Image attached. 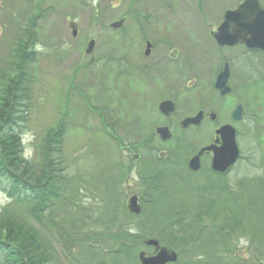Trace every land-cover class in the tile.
<instances>
[{"label": "rangeland", "instance_id": "374dc122", "mask_svg": "<svg viewBox=\"0 0 264 264\" xmlns=\"http://www.w3.org/2000/svg\"><path fill=\"white\" fill-rule=\"evenodd\" d=\"M134 2L128 0L125 5L133 6L130 8L133 10H143ZM105 4L108 3H98V0L88 3L83 0H0V78L2 70L10 65L14 43L23 35L29 20L34 21L35 28L30 32L36 37L35 61L30 66L33 74L30 84L31 107L28 120L22 128V139L25 156L33 163L36 174L40 172L44 160L41 146L48 132L64 127L63 164L66 167L65 174L71 180L68 181L69 188L62 192L61 202L57 203L62 212L68 213V219L72 218L77 224L78 237L68 240L61 233L59 236V232L46 220L39 223L32 218V222L40 227L51 243L55 264H79L77 257L83 247H97V241L109 240L108 236L115 233L114 227L107 230L111 216L124 225L122 228L134 224L131 228L137 233L140 231L138 225L143 226L154 215L153 212L163 208L153 204L158 198L167 204L165 208L172 205L176 210H183L187 216L184 224L191 225V229L206 225L209 229L203 231V240L205 237L214 238L213 241L221 239L224 235H213V226L232 224L236 219H242L246 229L251 227L252 234L256 236V239H252V259L249 256L246 258V250L240 254L232 252L231 256L220 260L216 254H199L201 247H197L196 239H191L190 234L185 232L188 229L180 231L178 224H175L169 230L170 234H164L163 231L155 237L181 252L178 264H214L216 261V264H264V57L252 55V70L246 61H249V57L241 55V59L233 64V72L247 78L232 76L230 84L234 91L222 98L214 88L215 71L221 61L215 50L216 45L207 37L208 31L192 36L184 30L190 22L188 19L181 21L185 22L181 31L175 25L180 20L157 19L159 23L152 27H156L154 31L158 32L162 44L158 56L163 61L159 67L161 71L156 76L159 92L138 96L135 83L123 81L122 77L115 75L120 72L118 63L123 57L130 59L135 68L141 64L143 48L133 16L129 15L127 24L131 33L128 41L121 40L117 32L106 35L102 31L94 48L99 61L92 63L91 55L86 53L89 41L95 38L101 25H108L127 10L121 3H114L107 10ZM96 6L105 9L100 14L102 18L105 15L103 20L98 14V21L94 20L92 12ZM144 9L150 12L156 10V14L157 11L168 10L154 1L145 4ZM68 20L75 21L78 31L76 37L72 34ZM169 40L175 46L172 51L163 47L164 42ZM238 50L242 52L243 48ZM106 56L109 59L103 64L100 59ZM168 61L170 68L164 65ZM166 86L169 87L166 89ZM168 96L176 97L178 106L174 114L166 119L159 113L157 105ZM237 104H242L245 110L244 119L233 123L242 136L238 140L243 151L241 161L232 174L223 179L211 175L208 168L189 176L183 161L197 147L212 139L216 125L232 123L231 113ZM200 109L212 110L217 114L215 126L205 119L199 127L183 129L181 120L195 115ZM164 124H170L173 132V138L168 142H162L155 134L156 127ZM114 138L124 142L154 139L158 148L169 150V157L148 161L147 151L140 148L145 161L134 168H127L124 164L127 162L126 155ZM180 141L184 142V146H179L183 143ZM179 148L180 153L176 154L174 150ZM172 159L179 163V167L175 168L176 176L159 181L168 186L170 196L164 192L157 198L148 190L145 195L144 186L136 187L133 180L138 172L145 176L156 169L171 171V167L163 163ZM1 179L0 212L13 200L5 189L7 179ZM226 185L231 188L226 190ZM208 186L210 193L204 190ZM139 192L146 206L141 215L134 217L126 204L128 194ZM230 192L238 196L237 202L245 204L236 205V201L230 198ZM108 196L112 198L108 199ZM67 199H72V203ZM11 206L17 211L20 208ZM205 208L218 210V217L212 220L209 218L212 213H208L202 221L191 218L194 213L205 214L208 210ZM45 224L46 230L43 228ZM232 226L226 228L232 230ZM81 241L87 244L82 245ZM241 244L243 247L246 244L243 239ZM142 247L131 248L134 264L138 263ZM255 247H259L262 252L259 260L255 259Z\"/></svg>", "mask_w": 264, "mask_h": 264}, {"label": "trees", "instance_id": "16d2710c", "mask_svg": "<svg viewBox=\"0 0 264 264\" xmlns=\"http://www.w3.org/2000/svg\"><path fill=\"white\" fill-rule=\"evenodd\" d=\"M33 22L29 20L23 35L14 43L10 65L2 70L0 78V184L3 185L1 177L7 179L5 189L9 197L13 199L12 203L7 204L0 212V264H55L51 243L40 227L32 222V218L39 223L46 220L59 232V236L61 233L66 239L76 240L79 234L77 224L72 218L68 219V213L62 212L57 203L61 200L63 190L69 188L68 181L71 180L65 174L66 167L63 164L64 127L48 132L43 141L41 148L44 160L38 174L35 173L31 160L25 156L22 128L28 120L31 107L30 84L33 81V74L30 72V66L35 61L36 54V37L31 34V29L35 28ZM150 180V185L154 186V189L152 187L148 189H152L158 198L161 185L157 181ZM109 198L112 197L108 196ZM68 202L72 203V199ZM153 204L163 208L153 212L154 215L143 226L138 225L140 231L137 233L131 228L134 224L130 223L131 226L125 225L127 227L122 228L124 225H120L112 216L109 217L107 230L115 228V233L110 235L111 237L127 235L134 238H114L97 241L99 244L97 247L93 245L85 247L87 249L83 247L81 254L77 257L78 263L134 264L130 255L131 248L134 249V246L143 239L155 237L157 233L163 231L164 234H170L169 230L175 224H178L180 231L188 229L185 232L191 237L202 235L204 229L208 228L206 225H200L196 230L191 229V225L184 224L187 216L183 210H176L172 208L173 206L165 208L167 204H163L159 198ZM11 205H17L20 208L16 207L19 209L17 211ZM208 213H212L209 218L218 217L217 210H207L202 215L201 212L198 215L194 213L191 218L202 221ZM43 228L46 230L47 224ZM243 228L244 226L241 225V229ZM212 229L215 230L213 234H219L222 230L220 225L213 226ZM191 232L196 235L192 236ZM252 237L256 238L254 234ZM81 244L84 245L87 242L81 241ZM254 253L255 259L259 260L262 254L260 248L255 247Z\"/></svg>", "mask_w": 264, "mask_h": 264}, {"label": "flooded vegetation", "instance_id": "af4514ba", "mask_svg": "<svg viewBox=\"0 0 264 264\" xmlns=\"http://www.w3.org/2000/svg\"><path fill=\"white\" fill-rule=\"evenodd\" d=\"M83 1L88 3L92 0H83ZM127 1L128 0H98V3L107 2L108 4H105L104 7L108 10V8L110 7L112 8L114 6V3L115 4L121 3L125 5ZM133 1H135L134 3L138 5L140 8H142L143 10H138L137 8H136L137 10H133V9H130L133 6L125 5V7L127 8L126 12L118 19L107 23L108 25H105V26L101 25V29L98 31V33H95L96 35L95 40L97 42L98 35H100V33L103 31L106 35L107 34L112 35L114 32H117L121 40L124 39L125 41H128L131 33H130V28L129 26H127V24L130 19L129 15L133 16V21L137 24V27H138L137 30L139 32L138 34L140 36L142 48H143V52L141 53V57H142L140 61L141 64L139 63L140 66L138 68H135L132 66L130 59L123 57L118 63V65L120 66V72H117V74L115 75H117L118 77L119 76L122 77L123 81H130V82L135 83L139 91L138 96L153 95V93L156 94L159 92V90L157 89L156 76H157V73L161 71L159 67L161 66V63L163 61V60L161 61L160 56H158V53L160 52L159 48H160V45L162 44H161V39H158L159 38L158 32L154 31L156 27H152L154 24L159 23L157 19H162L163 21L165 19H169V20L174 19L175 21L180 20V21L175 22V25L177 26L178 31L183 30L182 25L185 22L183 23L181 21L188 19L190 22L188 24L187 29H184V30H186L185 33H189L192 36L195 34H199V33L203 34L205 31H208L207 37L209 36L212 42L216 45L215 50L217 51V54L221 61L220 62L221 65L215 71V82L220 72L223 71L227 66L230 71V79L232 76L235 75L233 72V64L236 63L237 60L241 59V55L249 57L248 58L249 61L247 60L249 65H251L250 61H252L253 54L259 57L260 56L264 57V51L259 50V49L247 48L245 45H234V46L224 45L222 46L217 43V40L215 39L213 35V32L217 31L219 26L224 22L228 11L236 10L245 0H133ZM150 1H154V3L157 2L158 4L162 6V8L167 7L168 10H164V11L161 10L160 12L157 11V14H156V10L154 12L145 10L144 9L145 4H147ZM259 1H260L261 6L264 8V4H263L264 0H259ZM251 7H252V0H251ZM104 10L96 6L92 12L94 20H97V14L100 16V18H102L100 14ZM165 15H167L168 17H165ZM99 21L101 22V20ZM118 22L120 23V25H117L116 27L114 24ZM68 24L72 31L76 29L75 21L68 20ZM150 30H153V31L150 32ZM96 42H95V46H96ZM163 47L164 49L168 48V50L170 51H172L175 48L174 43L170 40L168 42H164ZM240 47L243 48L242 52L238 50ZM94 52L95 51H93V53L91 54L92 63L99 61V58L96 56ZM108 59H109V56H106L104 59H100V60H103V64H105V62L108 61ZM164 65L170 68L169 61L165 62ZM235 76H239L240 78L241 77L247 78L239 74ZM230 79H229V83H230ZM215 82H214V88H215ZM168 87L169 86H166V89ZM231 87H232V92H231L232 94L234 91V88L232 85ZM187 88L189 89L190 87L187 86ZM221 97L224 98L226 96H221ZM165 100L173 101L174 107H175L174 112H175L178 106V100L176 99V97L168 96V98ZM160 103L157 105L159 113L162 114L166 119H169L174 114V112H171L170 114L163 113L160 110ZM243 109H244V106H243ZM201 110L204 113L203 121L205 119L206 120L209 119L210 120L209 123L212 126H215L217 117L215 120L211 119L210 114L212 110L200 109L198 111H201ZM181 124H182V120L180 122V125ZM162 126H169L171 129L170 124L169 125L164 124ZM216 126L214 129V136L212 137V139L206 144L197 147L195 151H193L192 154L189 157H187L185 161H183L184 168L189 176L198 174L200 171H203L204 169L208 168L211 171L209 172L211 175L213 174L223 179L227 177L229 174H232L236 165L241 160L242 150H241L240 158L234 165H232L225 173H219V172L217 173V172L212 171V168H211L213 156H214L213 150H206L200 157L201 170L199 172H194L189 169L188 164H189L190 158L194 157L197 153H199V151L202 148L208 147L210 145H215L216 147H219V141L217 140L218 137L216 135V130L220 125H216ZM158 127H156L155 129V134L159 137V139L162 142H168L169 140L165 141L161 139L160 136L157 134L156 130ZM190 127H196V126H190ZM236 130H237V138L239 140V138L242 136L240 135L239 129L236 128ZM114 139L122 147L121 151H123V154L126 155L127 162L124 164L126 165L127 168L129 167L134 168L137 166L136 164H140L142 161H145L144 159H142L144 158V156L140 153L139 151L140 148L147 151L149 155L148 161H152V160L156 161L155 159L162 160V158L169 157L168 156L169 150L158 148L156 144H154L156 142V140L154 139H145L140 142L130 141V140H127L124 142V141H119L116 138ZM180 142H183V141H180ZM179 146H184V142L181 143ZM181 148H179L178 150H174V152H176V154L180 153ZM163 164L170 166L171 171H169L166 166L164 167L168 171H166L165 169H156L150 172L151 174L149 173L145 174V176L140 174L141 172L137 173L136 171L137 175L133 180L134 183L136 184V187L142 188L144 186V188L152 187L154 189V186L150 185L151 184L150 179H152V181H157V180L163 181L164 179L170 178L173 175L176 176L175 168L177 169V167H179L178 161L172 159V160H168L167 163H163ZM161 184L163 187L166 186L164 185V182ZM128 186H131V185L128 184ZM136 195H138L140 204L143 205L141 192L137 193ZM128 196H131V194H128ZM232 225H235L236 227L232 226L233 229L229 230L227 234H224V236L221 239L218 238L216 241H213L212 240L213 238L205 239L204 246L207 252L211 254H218L219 257H226V256H230L232 252L240 254L248 250V255L246 254L247 255L246 258H248L249 256V258L252 259V228H250L249 233L246 234L247 232L246 229H243V230L240 229L242 225L241 221L236 220L235 222L232 223ZM120 238L125 239L126 237L120 236ZM242 239L246 243L244 247L241 244ZM143 243L146 246L145 248H143V250L146 251L147 255H153L156 253V248L154 245H147L146 239L143 240ZM178 253L180 255L181 252L178 251Z\"/></svg>", "mask_w": 264, "mask_h": 264}, {"label": "water", "instance_id": "95a60500", "mask_svg": "<svg viewBox=\"0 0 264 264\" xmlns=\"http://www.w3.org/2000/svg\"><path fill=\"white\" fill-rule=\"evenodd\" d=\"M117 26L118 24H114ZM77 35V31H74V36ZM218 43L222 46L244 43L249 48L264 50V9L260 6L259 0H245L238 9L234 11H228L225 21L221 24L218 31L214 34ZM94 40H91L87 46V53H91L94 48ZM230 71L228 66L219 74L216 81V88L220 91L221 95H226L231 92V87L228 85ZM161 110L169 114L174 110L173 103L171 101H164L160 105ZM242 105H239L233 112L232 117L234 121L241 119L242 117ZM212 118H215V114H212ZM203 119V111L199 112L193 117L186 118L182 125L184 128L190 124L199 125ZM158 133L163 139L171 137L169 127H159ZM217 134L220 137L219 147L210 146L202 149L198 155L193 157L189 165L193 170L200 168L199 158L200 155L206 150L214 151V159L212 167L216 171L225 172L239 157L240 151L236 141V130L233 125L225 124L217 130ZM128 207L131 212L140 213L141 206L138 203L137 196H132L128 201ZM149 244L159 246V242L155 239H150ZM178 259V255L175 251L162 247L158 254L153 256H147L145 252L140 253V260L142 264H166L168 262H175Z\"/></svg>", "mask_w": 264, "mask_h": 264}]
</instances>
